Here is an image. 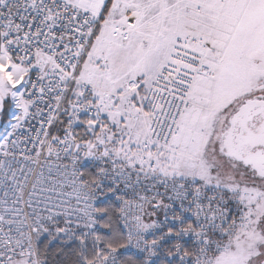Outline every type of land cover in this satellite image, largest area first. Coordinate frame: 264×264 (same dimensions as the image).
I'll list each match as a JSON object with an SVG mask.
<instances>
[{"label":"snow or ice","instance_id":"obj_1","mask_svg":"<svg viewBox=\"0 0 264 264\" xmlns=\"http://www.w3.org/2000/svg\"><path fill=\"white\" fill-rule=\"evenodd\" d=\"M0 264H264V0H0Z\"/></svg>","mask_w":264,"mask_h":264}]
</instances>
